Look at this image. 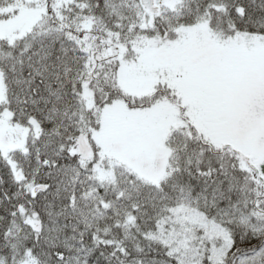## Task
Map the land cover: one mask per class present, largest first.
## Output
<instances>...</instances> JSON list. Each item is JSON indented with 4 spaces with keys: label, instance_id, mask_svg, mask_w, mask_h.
Here are the masks:
<instances>
[{
    "label": "snow or ice",
    "instance_id": "1",
    "mask_svg": "<svg viewBox=\"0 0 264 264\" xmlns=\"http://www.w3.org/2000/svg\"><path fill=\"white\" fill-rule=\"evenodd\" d=\"M0 264H264V0H0Z\"/></svg>",
    "mask_w": 264,
    "mask_h": 264
}]
</instances>
